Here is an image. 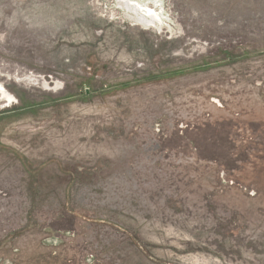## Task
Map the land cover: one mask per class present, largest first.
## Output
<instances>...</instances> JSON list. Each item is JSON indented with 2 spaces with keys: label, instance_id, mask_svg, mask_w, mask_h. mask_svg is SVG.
Returning a JSON list of instances; mask_svg holds the SVG:
<instances>
[{
  "label": "rangeland",
  "instance_id": "rangeland-1",
  "mask_svg": "<svg viewBox=\"0 0 264 264\" xmlns=\"http://www.w3.org/2000/svg\"><path fill=\"white\" fill-rule=\"evenodd\" d=\"M0 0V264H264V0Z\"/></svg>",
  "mask_w": 264,
  "mask_h": 264
},
{
  "label": "bare ground",
  "instance_id": "bare-ground-1",
  "mask_svg": "<svg viewBox=\"0 0 264 264\" xmlns=\"http://www.w3.org/2000/svg\"><path fill=\"white\" fill-rule=\"evenodd\" d=\"M129 1H132V0H129ZM134 2H139V0H135Z\"/></svg>",
  "mask_w": 264,
  "mask_h": 264
}]
</instances>
